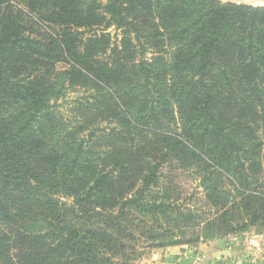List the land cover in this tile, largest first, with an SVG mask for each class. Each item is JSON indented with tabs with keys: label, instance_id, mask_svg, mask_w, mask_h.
Here are the masks:
<instances>
[{
	"label": "trees",
	"instance_id": "16d2710c",
	"mask_svg": "<svg viewBox=\"0 0 264 264\" xmlns=\"http://www.w3.org/2000/svg\"><path fill=\"white\" fill-rule=\"evenodd\" d=\"M245 234L264 235V6L0 0V264Z\"/></svg>",
	"mask_w": 264,
	"mask_h": 264
},
{
	"label": "crops",
	"instance_id": "0c3cea01",
	"mask_svg": "<svg viewBox=\"0 0 264 264\" xmlns=\"http://www.w3.org/2000/svg\"><path fill=\"white\" fill-rule=\"evenodd\" d=\"M253 237L257 235L230 237L221 248L214 242L152 250L140 264H264V251L260 254L248 243ZM258 240L264 246V236Z\"/></svg>",
	"mask_w": 264,
	"mask_h": 264
},
{
	"label": "rangeland",
	"instance_id": "374dc122",
	"mask_svg": "<svg viewBox=\"0 0 264 264\" xmlns=\"http://www.w3.org/2000/svg\"><path fill=\"white\" fill-rule=\"evenodd\" d=\"M82 92H71L67 95V97L64 100H61L58 102V110L63 113L64 115H67V112L70 108V106L73 104V101L77 99L78 97L82 96ZM195 189L200 190L199 188V182H197L195 185ZM256 235V234H253ZM257 236H264V235H257Z\"/></svg>",
	"mask_w": 264,
	"mask_h": 264
},
{
	"label": "water",
	"instance_id": "95a60500",
	"mask_svg": "<svg viewBox=\"0 0 264 264\" xmlns=\"http://www.w3.org/2000/svg\"><path fill=\"white\" fill-rule=\"evenodd\" d=\"M219 2H222V3H233V4H243V5H250V6H264V5H256V4H253V3H250V2H245L244 0H217ZM264 2V0H263ZM228 241V239H224V240H220L217 242V246L218 248H221L222 245H224L226 242Z\"/></svg>",
	"mask_w": 264,
	"mask_h": 264
},
{
	"label": "built area",
	"instance_id": "2783aa9c",
	"mask_svg": "<svg viewBox=\"0 0 264 264\" xmlns=\"http://www.w3.org/2000/svg\"><path fill=\"white\" fill-rule=\"evenodd\" d=\"M248 243L249 245L255 247L257 252H259L260 254L263 253L264 246L262 244H259L258 236L249 239Z\"/></svg>",
	"mask_w": 264,
	"mask_h": 264
},
{
	"label": "bare ground",
	"instance_id": "6f19581e",
	"mask_svg": "<svg viewBox=\"0 0 264 264\" xmlns=\"http://www.w3.org/2000/svg\"><path fill=\"white\" fill-rule=\"evenodd\" d=\"M244 1L256 4V5H264L263 0H244Z\"/></svg>",
	"mask_w": 264,
	"mask_h": 264
}]
</instances>
